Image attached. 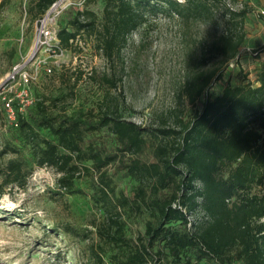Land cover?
Wrapping results in <instances>:
<instances>
[{
	"label": "rangeland",
	"instance_id": "374dc122",
	"mask_svg": "<svg viewBox=\"0 0 264 264\" xmlns=\"http://www.w3.org/2000/svg\"><path fill=\"white\" fill-rule=\"evenodd\" d=\"M54 4L39 16L32 0H0V98H12L27 108L47 100L55 114L81 113L98 119L108 113L140 126L145 143L140 152L128 154L121 151L109 129L88 133L87 143L104 156L116 158L101 172L83 173L76 181L81 192L76 195L59 189L60 174L55 169L31 164L25 187L10 186L0 196V264H95L94 254L104 248L97 231L107 215L94 186L109 185L114 190L111 211L120 215L126 236L136 240L145 233L147 222L155 219L151 204L155 179L132 167L137 160L154 163L155 150L172 144L174 139L159 130H179L201 111L205 96L216 95L226 85L250 82L259 86L256 77L264 61V19L245 0H226L215 7L213 16L198 21L170 15L161 5L145 15L147 21L111 60L97 47L98 32L80 34L68 50L59 51L55 39L60 29L74 31L70 23L80 12H92L100 22L104 0H55ZM240 4L248 14L232 19L231 6L239 8ZM45 23L53 39L41 36ZM230 32L244 34L245 40L238 56L221 65V57L209 50ZM217 67L218 75L207 94L192 103L188 89L195 74ZM24 72L30 79L27 86L20 81ZM8 116L0 105V153L11 138ZM23 154H28V148ZM14 156L0 157V166ZM229 170L223 167L222 176ZM172 193L161 192L159 197ZM189 221L201 223L204 214L189 215ZM107 250L105 264H113Z\"/></svg>",
	"mask_w": 264,
	"mask_h": 264
},
{
	"label": "trees",
	"instance_id": "16d2710c",
	"mask_svg": "<svg viewBox=\"0 0 264 264\" xmlns=\"http://www.w3.org/2000/svg\"><path fill=\"white\" fill-rule=\"evenodd\" d=\"M37 15L44 16L55 0H32ZM104 16L99 22L92 12L77 14L70 25L74 31L57 33L59 51L68 50L80 34L93 36L97 47L108 58L120 51L128 37L147 21L161 5L167 12L186 21L207 19L218 4L226 0H104ZM162 10V9H161ZM232 19L244 18L248 11L229 10ZM244 34L223 35L209 50L221 57V65L238 56ZM205 59V56H204ZM219 68L199 72L190 82V101L207 94ZM254 86L250 82L226 85L216 95L205 96L202 109L179 130H159L172 144L158 147L155 162L132 167L155 179L151 200L154 220L147 222L145 233L136 240L125 234L124 223L115 208L109 186H94L106 211V220L97 234L102 253L94 254L95 264H105L108 250L113 264H264V61L257 70ZM47 100H38L20 111L12 102L16 124L7 131L10 141L0 157L15 155L0 166V196L6 188H24L32 170L49 166L60 177L58 187L68 195L81 193L76 181L92 169L101 172L116 156H104L86 135L109 129L123 153L140 152L145 143L143 129L121 118L103 115L89 118L83 114H55ZM6 102L0 105L6 112ZM46 132V134H43ZM24 148H28L25 156ZM88 163H92L88 166ZM228 175L222 176L223 167ZM102 175H100L101 177ZM103 177L99 185L103 184ZM173 191L159 197L161 192ZM198 211L205 221L192 223L189 215ZM190 225V228L188 226Z\"/></svg>",
	"mask_w": 264,
	"mask_h": 264
},
{
	"label": "built area",
	"instance_id": "2783aa9c",
	"mask_svg": "<svg viewBox=\"0 0 264 264\" xmlns=\"http://www.w3.org/2000/svg\"><path fill=\"white\" fill-rule=\"evenodd\" d=\"M56 4H54L53 6L55 7ZM230 6V5H229ZM239 8H234L231 6V10H240V9H243V5L240 4L238 5ZM41 36H44L45 40H48V39H53V33L52 31L48 28V23H45V24H42L41 26ZM50 37V38H49ZM56 39V43L59 44V40L57 37H55ZM49 72H51V70H49ZM22 77L20 78V81L23 83V86H27L30 82V79H29V75L27 72H24L23 74H21ZM3 101L6 102L5 104V108H6V112L8 113V117L11 118V124H16V115H15V112H14V109H13V106H12V102L14 101L12 98H7V97H4L3 98ZM25 108H26V105H23L21 106L20 108V111L21 112H24L25 111Z\"/></svg>",
	"mask_w": 264,
	"mask_h": 264
},
{
	"label": "crops",
	"instance_id": "0c3cea01",
	"mask_svg": "<svg viewBox=\"0 0 264 264\" xmlns=\"http://www.w3.org/2000/svg\"><path fill=\"white\" fill-rule=\"evenodd\" d=\"M247 4H252L257 9V13L264 19V0H245Z\"/></svg>",
	"mask_w": 264,
	"mask_h": 264
}]
</instances>
